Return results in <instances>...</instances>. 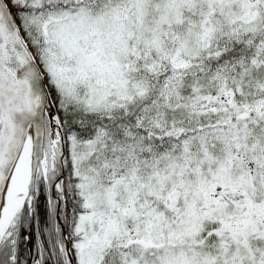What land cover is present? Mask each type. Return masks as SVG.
I'll use <instances>...</instances> for the list:
<instances>
[{
	"label": "snow or ice",
	"instance_id": "1",
	"mask_svg": "<svg viewBox=\"0 0 264 264\" xmlns=\"http://www.w3.org/2000/svg\"><path fill=\"white\" fill-rule=\"evenodd\" d=\"M0 264H264V0H0Z\"/></svg>",
	"mask_w": 264,
	"mask_h": 264
}]
</instances>
